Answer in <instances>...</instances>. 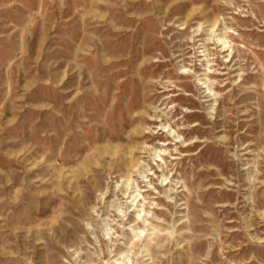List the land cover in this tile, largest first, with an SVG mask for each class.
Returning <instances> with one entry per match:
<instances>
[{"label":"rangeland","instance_id":"374dc122","mask_svg":"<svg viewBox=\"0 0 264 264\" xmlns=\"http://www.w3.org/2000/svg\"><path fill=\"white\" fill-rule=\"evenodd\" d=\"M120 263L264 264V0H0V264Z\"/></svg>","mask_w":264,"mask_h":264},{"label":"bare ground","instance_id":"6f19581e","mask_svg":"<svg viewBox=\"0 0 264 264\" xmlns=\"http://www.w3.org/2000/svg\"><path fill=\"white\" fill-rule=\"evenodd\" d=\"M256 19H258V16H255ZM218 45L220 46V49L221 51H226L228 52L229 49L231 48L229 42L227 40H224L223 38H218ZM211 68L209 69H205L204 71H208V75L211 74ZM211 80V79H210ZM214 82V81H213ZM188 114V112H187ZM169 127V126H168ZM171 130H168V133H170ZM172 133V132H171ZM166 142V141H165ZM117 150L116 151H113V155L117 154ZM131 152H129L130 154ZM159 154V153H158ZM158 157H160L158 155ZM162 160L164 159H161L160 161L159 160H155L157 163H156V168L157 170H160V171H163V166L162 164H160L159 162H161ZM148 165V164H147ZM121 167V170L120 171L121 173H124V174H127L128 176V181H131V173L134 169L138 168L140 166V160L139 158H137V156H132L129 160H126V161H123L122 164L119 165ZM155 168V167H154ZM153 171V168L151 169L150 168V172ZM157 171L154 172L152 175H148V176H145V178H148L149 176H156L157 175ZM150 174V173H149ZM141 177V176H140ZM143 177V176H142ZM158 178V177H157ZM126 179V178H125ZM150 179V178H149ZM160 180V179H159ZM168 180V179H167ZM167 180H165L164 182H167ZM137 181V180H136ZM138 184V183H137ZM163 184V183H162ZM129 185V184H128ZM153 185L152 183V180H150L148 182V186L149 188ZM169 184H165L164 186H168ZM131 185H129V187L127 188L126 190V196L128 200H130V202L128 201L127 202V211L126 212H123V215L122 216H118V217H122V221H121V225H119V228H121V231H124L126 226H127V223L129 222L130 223V228H134L136 226H142L144 225L145 227L148 226L147 224L149 223V215L152 213L153 214V217L152 218H159V220H163L161 223H165L168 221L167 217H166V211L165 208L168 207L167 205V201L162 199V198H154L153 201H149L148 200V197H146L144 194H142L140 191L139 193L137 194H134V193H130L129 192V188H130ZM101 187L100 186H97V190H99ZM155 190L159 189V188H154ZM153 189V190H154ZM152 191V189H150ZM125 191V190H124ZM144 191V190H143ZM133 192V191H132ZM146 192H150V191H147ZM156 192V191H155ZM118 194V193H117ZM158 194V193H157ZM160 195V194H159ZM162 195V194H161ZM157 197V196H156ZM122 203V202H121ZM124 206V205H123ZM150 207V209H152V212L147 210V208ZM119 212V211H118ZM151 218V219H152ZM117 219V218H116ZM155 222V221H154ZM154 222L150 223L151 226H154L156 229H159L161 228V226L156 222L154 224ZM112 229V228H111ZM146 229V228H145ZM144 229V230H145ZM143 230V231H144ZM163 229H160V231L158 232L159 234L155 233V237L151 239L147 245H146V248L149 252H153V250H158V248H161L162 245L161 243L163 242L161 239H159L161 237V234H162V231ZM117 232V231H115ZM149 234V233H148ZM142 233H136V235L131 238L132 240V250H139L142 243H143V238H142ZM145 238V237H144ZM158 241L157 244L155 246L152 245V241ZM154 243V242H153ZM116 245V244H115ZM131 247V246H130ZM117 248V247H116ZM115 248V249H116ZM132 262V261H131ZM117 263V262H116ZM121 264V263H120ZM123 264V263H122ZM125 264V263H124Z\"/></svg>","mask_w":264,"mask_h":264}]
</instances>
